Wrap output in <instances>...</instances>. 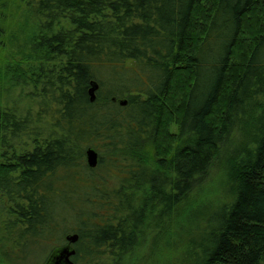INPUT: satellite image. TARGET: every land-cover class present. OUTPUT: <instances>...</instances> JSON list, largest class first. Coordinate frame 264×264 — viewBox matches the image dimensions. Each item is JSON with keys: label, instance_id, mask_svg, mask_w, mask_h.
<instances>
[{"label": "trees", "instance_id": "16d2710c", "mask_svg": "<svg viewBox=\"0 0 264 264\" xmlns=\"http://www.w3.org/2000/svg\"><path fill=\"white\" fill-rule=\"evenodd\" d=\"M67 232L73 264H264V0H0V264Z\"/></svg>", "mask_w": 264, "mask_h": 264}, {"label": "water", "instance_id": "95a60500", "mask_svg": "<svg viewBox=\"0 0 264 264\" xmlns=\"http://www.w3.org/2000/svg\"><path fill=\"white\" fill-rule=\"evenodd\" d=\"M98 90V84L96 82L90 83V89L88 91L90 102H94L96 99V91ZM120 105H125L126 101H119ZM85 161L90 169H93L98 164V155L92 148H88L85 151ZM78 241V235L71 234L65 237L66 246L55 249L45 262V264H73L71 258L75 255V250L72 245Z\"/></svg>", "mask_w": 264, "mask_h": 264}, {"label": "rangeland", "instance_id": "374dc122", "mask_svg": "<svg viewBox=\"0 0 264 264\" xmlns=\"http://www.w3.org/2000/svg\"><path fill=\"white\" fill-rule=\"evenodd\" d=\"M131 64H128V66H130ZM136 71H139V70H136ZM140 72V71H139ZM138 72V73H139ZM131 73V72H129ZM232 73H233V70H232ZM124 78V77H123ZM126 79V78H125ZM140 79V78H139ZM146 81L147 78L145 77V75H142L141 77V80L140 82L143 83V85H146ZM124 82H127V86H129L128 83H131V77L130 75L128 74V77L127 79L124 81ZM120 83V82H119ZM169 104H167V107L171 110V106H178L179 105V100L177 99L176 95H172L169 97ZM174 110V109H172ZM171 110V111H172ZM174 131V129L172 130ZM175 132V131H174ZM97 155H99L98 152H96ZM101 156H103V154L100 153ZM99 173H101L103 176H105V178L107 179L108 181V184H114V182H116V177H114L113 175L117 174V171L116 170H111L110 171H107L105 168H99V170L97 171ZM127 177V175L124 176V178ZM123 178V179H124ZM76 180L79 181V178H76ZM73 234L72 232H67L66 234L62 235L60 237V239H58L59 241H55L53 242L51 245L50 243H47L45 245L49 246V247H43L44 249L40 252H36L32 255V257H30L28 260H27V263H24V264H43L45 262V259L47 258V256L49 255L50 251L53 250V248H56L58 246H60L62 243H63V238L66 236V235H71ZM62 239V240H61ZM159 259V256L157 255V257H155V261H158ZM128 263V262H127ZM126 261L123 262V264H127ZM130 264H142L141 263V254H137V255H133L132 257V260H131V263ZM146 264H148V262L146 261Z\"/></svg>", "mask_w": 264, "mask_h": 264}, {"label": "flooded vegetation", "instance_id": "af4514ba", "mask_svg": "<svg viewBox=\"0 0 264 264\" xmlns=\"http://www.w3.org/2000/svg\"><path fill=\"white\" fill-rule=\"evenodd\" d=\"M67 236V235H66ZM65 236V237H66ZM67 245V243L65 242V240H64V242L58 247V248H60V247H64V246H66Z\"/></svg>", "mask_w": 264, "mask_h": 264}]
</instances>
